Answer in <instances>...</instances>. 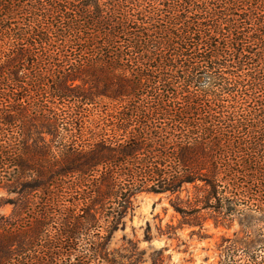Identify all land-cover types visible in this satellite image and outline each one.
Returning <instances> with one entry per match:
<instances>
[{"label": "trees", "instance_id": "trees-1", "mask_svg": "<svg viewBox=\"0 0 264 264\" xmlns=\"http://www.w3.org/2000/svg\"><path fill=\"white\" fill-rule=\"evenodd\" d=\"M143 194L264 264V0H0V264H123Z\"/></svg>", "mask_w": 264, "mask_h": 264}, {"label": "rangeland", "instance_id": "rangeland-1", "mask_svg": "<svg viewBox=\"0 0 264 264\" xmlns=\"http://www.w3.org/2000/svg\"><path fill=\"white\" fill-rule=\"evenodd\" d=\"M10 212V206L0 203V216ZM180 222L168 196L140 195L110 250L123 264H161L162 257L163 264H223L224 252L241 237L237 223L227 227L210 220L191 229Z\"/></svg>", "mask_w": 264, "mask_h": 264}]
</instances>
